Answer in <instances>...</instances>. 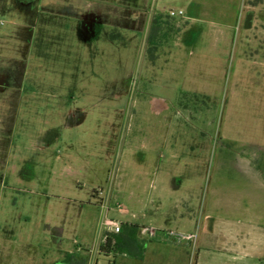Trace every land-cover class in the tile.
I'll use <instances>...</instances> for the list:
<instances>
[{"label":"rangeland","instance_id":"rangeland-1","mask_svg":"<svg viewBox=\"0 0 264 264\" xmlns=\"http://www.w3.org/2000/svg\"><path fill=\"white\" fill-rule=\"evenodd\" d=\"M183 4L0 0V264H110L93 247L102 204L127 218L106 199L118 183L130 216L174 214L178 198L210 189L235 205L246 166L264 178V0H209L213 25L187 20L185 34L168 15ZM90 13L101 25L87 39ZM191 34L202 52L175 45ZM5 84L20 86L6 98ZM130 192L151 202H122Z\"/></svg>","mask_w":264,"mask_h":264},{"label":"crops","instance_id":"crops-1","mask_svg":"<svg viewBox=\"0 0 264 264\" xmlns=\"http://www.w3.org/2000/svg\"><path fill=\"white\" fill-rule=\"evenodd\" d=\"M182 1H184L183 7L178 11H182L179 19L183 23L182 31L180 30L183 34L190 29L187 20L201 18L202 23H207L208 27L213 25L208 17L209 0ZM101 11L105 10L101 9ZM108 13L115 16L119 22V13L115 15L109 10ZM134 25H136L135 20L133 27ZM218 31L221 30L218 29ZM227 39L226 37H214L211 43L219 56L227 52ZM176 40H180V43L175 45L183 53L193 55L202 52L200 45L203 40L197 34L178 36ZM246 170L249 172V180L245 182L244 188L238 194L235 205L234 202L231 205L228 204L229 200L226 196H221L220 199L223 200L217 205L218 201L216 202L212 193L214 190L210 189L208 197L202 202L196 197V203H194L193 193L178 198L175 202L176 213L174 214L168 212L169 210L160 214L152 213L150 210L129 216V212L120 207L121 197L118 183L117 189L112 188V194L110 196L108 194L106 199L108 201L110 198L113 199L117 212L127 218L120 222L114 221L120 225V229L117 233L112 232V228L106 225V221L110 220L107 218L110 210L107 205L100 206L104 209L100 224L105 228H98L96 245L93 247L94 253L102 254L107 258L111 257L113 264H118L119 260L121 264H261V259L264 257V178L262 173H257L250 165L246 166ZM162 187L168 192L166 182ZM155 199L156 201L152 199V202H156L158 206L164 203L162 196ZM122 202L138 205L140 209H143L146 202L149 203L151 200H143L130 192L122 197ZM237 215L241 218H236L235 222L233 218L238 217ZM126 224L136 226V229L125 227ZM146 227L156 230L155 237L149 238L142 232L141 228ZM168 232L195 233L196 240L194 243L177 241L166 236L165 233ZM106 234L112 237L113 243L117 239L121 246L113 251L112 243L110 252L104 254L101 253L100 247L105 242ZM238 236L244 237V243L235 247L231 246L229 240ZM248 240L254 244L250 243V250L245 247ZM125 243L128 245L125 246ZM243 251L245 253H242Z\"/></svg>","mask_w":264,"mask_h":264},{"label":"flooded vegetation","instance_id":"flooded-vegetation-1","mask_svg":"<svg viewBox=\"0 0 264 264\" xmlns=\"http://www.w3.org/2000/svg\"><path fill=\"white\" fill-rule=\"evenodd\" d=\"M20 5L29 6L33 4L35 0H16ZM96 18V21H94ZM97 16L93 13L84 15L82 19L79 21L78 30L81 33V36L87 39H91L96 35L98 29L101 25L100 20H97ZM19 84H5L3 88H1V92L3 96H8L9 91H17ZM7 98V97H6Z\"/></svg>","mask_w":264,"mask_h":264},{"label":"built area","instance_id":"built-area-1","mask_svg":"<svg viewBox=\"0 0 264 264\" xmlns=\"http://www.w3.org/2000/svg\"><path fill=\"white\" fill-rule=\"evenodd\" d=\"M168 15L170 17H176L182 15V11L174 12V11H169ZM106 225L110 226L112 228V232L117 233L120 229V225L117 222H114L112 220L106 221ZM142 232L145 233L149 238H153L156 235V230L152 227H146V228H141ZM166 236L169 238H172L177 241H185V242H192L194 243L196 240V234L195 233H190V234H184V233H174V232H168L165 233ZM112 264V263H110Z\"/></svg>","mask_w":264,"mask_h":264},{"label":"trees","instance_id":"trees-1","mask_svg":"<svg viewBox=\"0 0 264 264\" xmlns=\"http://www.w3.org/2000/svg\"><path fill=\"white\" fill-rule=\"evenodd\" d=\"M125 227L131 228L132 230H133V229H136V226H131V225H127V224L125 225ZM112 241H113V240H112V237H109L108 234H106L105 242H104V243L101 245V247H100V251H101V253L107 254V253L110 252L109 249H111V246H112V243H113ZM113 245H114V246L112 247V250H113V251L118 250L119 246H121V245L119 244V242H118L117 239H115V242L113 243ZM124 245L127 246L128 244L125 243ZM111 263L113 264V262H111ZM71 264H84V261L81 260L80 262H78V261H76V260L74 259V260H72Z\"/></svg>","mask_w":264,"mask_h":264}]
</instances>
